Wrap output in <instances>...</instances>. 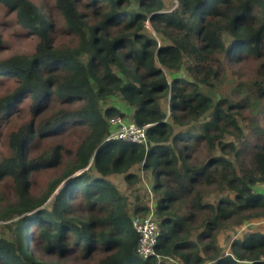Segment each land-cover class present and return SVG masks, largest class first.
I'll use <instances>...</instances> for the list:
<instances>
[{"label": "trees", "instance_id": "obj_1", "mask_svg": "<svg viewBox=\"0 0 264 264\" xmlns=\"http://www.w3.org/2000/svg\"><path fill=\"white\" fill-rule=\"evenodd\" d=\"M0 10L37 41L30 55L0 57V264H264V0ZM249 65L250 78L213 97ZM117 117L144 140L112 139ZM136 167L154 179V209L111 181L135 186ZM149 215L160 236L144 259L134 223Z\"/></svg>", "mask_w": 264, "mask_h": 264}, {"label": "rangeland", "instance_id": "obj_2", "mask_svg": "<svg viewBox=\"0 0 264 264\" xmlns=\"http://www.w3.org/2000/svg\"><path fill=\"white\" fill-rule=\"evenodd\" d=\"M166 9H173L177 6V0H163ZM51 14L53 15L54 19L56 20L57 24L60 25L62 23L61 16L57 9L50 7L47 8ZM46 10V9H45ZM48 16V15H46ZM14 19L13 15H8L5 13L4 10H0V32L3 36L4 40V47L0 50V57L7 58L10 57L13 54L19 53V54H32L36 48V38H32L29 35L21 34L19 28L12 23V20ZM149 29L150 26H149ZM152 31V30H151ZM244 71H247L243 67ZM253 73L250 70V65L248 66V72L243 76L242 79H240L236 74H233L232 72H229L227 78L228 80L225 81L222 85H220L217 90L210 92L213 94V97H220L231 94V88L233 86H236L240 80H247L252 76ZM10 84H4L0 88V96L5 95L7 92H9ZM5 87V88H3ZM117 106L121 108L122 110L126 111V113H129L130 111L125 109V105H123L121 102H117ZM16 117L19 119H23L24 117H27V111L26 109L20 110L18 114H16ZM243 127L246 129V124L242 123ZM249 130H247V133ZM249 134V133H248ZM133 172L135 174L140 175V181L135 186H130L127 184L123 177H112L111 181L116 185L118 190L127 197V200L129 203L134 202L136 196L140 197L142 199V204L145 205L147 202L149 204H155L156 196L151 193L152 185H153V178L145 176L141 169L136 167ZM218 194L215 195V198L212 199L213 202H216L218 198ZM211 199V198H210ZM132 204V203H131ZM251 227V226H250ZM233 232V231H232ZM230 232H223V235L219 238V242L223 243V246L225 248V251L228 253L230 248V240L234 237V234ZM70 263L72 264H88V262H82L79 260V258L76 256L75 259H69Z\"/></svg>", "mask_w": 264, "mask_h": 264}, {"label": "built area", "instance_id": "obj_3", "mask_svg": "<svg viewBox=\"0 0 264 264\" xmlns=\"http://www.w3.org/2000/svg\"><path fill=\"white\" fill-rule=\"evenodd\" d=\"M113 128L112 139L125 140L128 142L141 143L145 138L144 130L133 124H127L119 117L110 121ZM151 192V191H150ZM154 209V204H149ZM136 232L139 234L137 253L141 258L148 259L155 255V248L158 244L160 229L159 224L152 215L134 223Z\"/></svg>", "mask_w": 264, "mask_h": 264}, {"label": "crops", "instance_id": "obj_4", "mask_svg": "<svg viewBox=\"0 0 264 264\" xmlns=\"http://www.w3.org/2000/svg\"><path fill=\"white\" fill-rule=\"evenodd\" d=\"M264 225V224H263Z\"/></svg>", "mask_w": 264, "mask_h": 264}]
</instances>
